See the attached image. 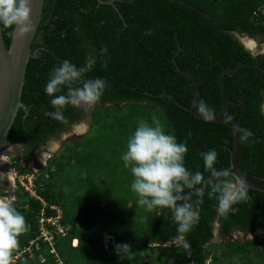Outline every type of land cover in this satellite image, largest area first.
<instances>
[{"label": "trees", "instance_id": "obj_1", "mask_svg": "<svg viewBox=\"0 0 264 264\" xmlns=\"http://www.w3.org/2000/svg\"><path fill=\"white\" fill-rule=\"evenodd\" d=\"M112 1L45 0L31 45L32 51L37 50V56L28 62L22 94L28 110L19 108L9 141L28 146L25 155L28 162L39 146L61 137L87 117L89 110L71 105L63 112L66 122L50 116L55 109L45 86L53 69L64 60L82 67L89 57H95L96 64L83 79L102 78L107 86L91 112L90 129L82 137L65 142L62 155L54 156L37 173L34 186L37 196L18 185L14 206L25 217L29 231L18 237L12 264H86L83 252L89 236L75 230L86 229L95 234L91 226L94 205L91 200L72 198L73 186L68 178L62 179L63 173L71 164L76 169L70 171L80 173L76 177L92 183L90 174L97 166L101 167L102 161L96 158L101 155L107 156V162L111 156L118 157V164L124 166L121 159L126 152L124 138L134 133L141 120L151 124L155 116L166 134L174 135L178 143L186 141L185 167L193 173L200 171L205 180L212 173L205 170L202 152L216 150L217 171L231 165L234 134L230 126L198 118L170 96L160 95L168 92L183 104H191L196 84L177 65L192 73L200 83L196 105L203 100L213 114H222L219 75L242 63L223 76L226 97L230 100L228 108L242 132L252 133L243 138L244 168L264 177V55L253 58L234 38V32L264 35V0ZM9 31L13 29L3 30L8 46ZM102 46L107 48L106 53H101ZM103 61H107V67ZM254 62H260L262 68L254 67ZM66 93L64 87L56 95ZM93 140L97 146L92 148L95 159L86 152ZM103 143L106 146L101 152L98 145ZM22 169L23 172L31 170ZM133 179L130 168L125 167L118 178L119 186L128 187L125 196H129ZM213 180L204 189L199 221L186 235L189 248L171 243L178 227L172 212L169 209H164L163 215H157L156 210L149 212L138 206L136 194L132 211L124 207L125 214L119 212L117 225L108 234L115 237L112 240L116 244L129 243L130 254H121L137 259L138 264H169L170 260L173 264H230L234 259L239 264H264V234L246 240L239 237L243 232L264 229V192L247 190V199L234 204L222 216L216 210L215 197L208 196ZM9 194L0 182V196ZM190 197L192 201L199 199L194 193ZM42 211L47 217L60 214L59 225L63 231L54 226V243L39 239V245L33 244L29 251L26 247L30 240L40 233ZM133 213L142 222H136ZM216 221L219 235L224 238L220 244L214 241ZM65 243L68 250L64 249Z\"/></svg>", "mask_w": 264, "mask_h": 264}, {"label": "clouds", "instance_id": "obj_2", "mask_svg": "<svg viewBox=\"0 0 264 264\" xmlns=\"http://www.w3.org/2000/svg\"><path fill=\"white\" fill-rule=\"evenodd\" d=\"M31 13V0H0V26H2L0 31L13 29L8 32L9 37L13 39L17 36H25L32 29ZM106 52L107 48L102 46L101 53ZM95 64L96 58L89 57L82 67L64 60L59 67L53 69L45 86L46 94L52 97L51 106L55 109L50 113L52 119L66 122L63 112L69 105L88 111L100 102L107 86L106 81L102 78L83 79L85 73L91 71ZM103 66L107 67V61H103ZM64 87L67 88V93L56 95L62 92ZM197 110L206 120L212 119L213 110L205 101L201 100L198 103ZM251 135L250 131L244 130V139ZM187 151L186 141L178 143L174 135L166 134L160 120L153 116L151 124L143 120L139 122L134 133L129 137L126 152L121 157L124 166L130 168L134 177L131 189L138 197V206L144 207L149 212L156 210L157 215H163V210L169 209L173 221L178 226L177 235L171 238V243L185 249L190 247L186 235L198 223L199 205L203 202L204 189L198 186L206 184L205 177L200 171L193 173L185 167L184 158ZM200 155L205 170L214 176L213 182L209 185L211 190L208 196L217 200L218 214L226 215L234 204L247 199L246 180L228 171L218 172L214 167L218 156L215 149L207 150ZM3 157L2 154L0 162ZM22 167L28 166L21 165L14 172V178L17 179L16 174L19 176L32 172L35 173L36 178L37 173L41 171L31 168L23 172ZM191 193L199 199L192 201ZM216 223L219 225L218 221ZM27 231L29 225L14 206V200L0 196V264H12L13 252L19 245L18 237ZM115 248L119 256L121 253L130 254L129 243L116 244Z\"/></svg>", "mask_w": 264, "mask_h": 264}, {"label": "rangeland", "instance_id": "obj_3", "mask_svg": "<svg viewBox=\"0 0 264 264\" xmlns=\"http://www.w3.org/2000/svg\"><path fill=\"white\" fill-rule=\"evenodd\" d=\"M250 39L254 42V51H262L264 49V35H250ZM244 39L246 37H243ZM106 104V103H102ZM96 107V106H95ZM94 107V108H95ZM93 108V109H94ZM89 110L87 117L79 122L78 124H75L72 126V129L63 133L61 137L58 138H52L47 143L46 146L42 147V154L41 161H35V160H29L28 162L25 161V157L22 155V152H20V145L19 144H10L2 153L4 157L1 160V166H0V181L5 182L4 183V189L9 192L10 194L7 197L12 198L14 201L16 200V189H14V172L20 168V166H28L29 168L37 169V171L42 170L43 167H45L49 161L56 156V158H59L61 156L62 148L64 146V143L67 141H70L73 138H79L82 137V135L87 132L91 125V112L92 110ZM79 126L84 127L83 129H78ZM99 131V130H98ZM96 131L93 132V136L96 135ZM129 137L124 138L126 150H127V143H128ZM96 146V140H93L90 143V146L87 147L86 152H89V155L91 158L95 159V150L92 149ZM100 148V151H104L105 149V143L103 145H98ZM97 147V146H96ZM107 154L109 152L107 151ZM96 158H100V161L102 163H99V166H97V170H94L92 174H90V180H92V183L90 181H87L85 179H80V173L75 174L74 172H71L70 170H75L74 166L71 164L67 165L66 170L64 171L63 175L64 177L62 179L68 178L71 181L73 194L72 198L76 199L79 198L84 201H92L94 208L92 209V221L91 226L95 230V234L93 232H90L86 229L81 230H75V232L80 234H86L89 236V239L87 241V246L85 247V250L83 254L84 257V263L86 264H138L137 259H130L128 256H125L121 254L120 256L117 254L116 248H115V241L112 240V238H115L114 236H111L108 234V232H111V228L116 226V218L119 216V212L121 211L123 214H125L124 207L126 211H132V203L134 200L135 193L132 191L131 187L128 191L129 196H125L126 193L125 188H128L127 186L124 187V185L119 186L118 184V178L123 173V170L125 169V166H121L118 164L117 160L118 157H109V161L107 162V156L101 155ZM92 159V160H93ZM94 161V160H93ZM92 163L94 164V161ZM104 162H107L106 164ZM69 171V172H68ZM82 175L84 178L86 177L85 172ZM89 180V179H88ZM25 181V180H23ZM73 181V182H72ZM94 182V184H93ZM66 188L67 185H65ZM25 189L32 194L35 193V189L31 186L25 187ZM125 197V198H123ZM121 213V215H122ZM132 213V212H131ZM134 214V213H133ZM134 220L136 222L140 223L142 222V218L134 214L133 216ZM219 225L216 223L215 227V237L214 241H218V244L220 242L224 241V238L219 235ZM264 230H259L256 233L248 234L246 232H243L241 235H239L240 238H243L244 240L250 238H253L258 235H263ZM67 249L68 246L64 245V249ZM68 250V249H67ZM89 250V251H88ZM46 252V250H44ZM90 253H93V256H89ZM154 255V254H153ZM150 254V256H153ZM254 255V254H252ZM44 256L41 255V258ZM210 260V259H209ZM240 261L238 259H234L230 264H239ZM141 264V263H139ZM169 264H173L170 260Z\"/></svg>", "mask_w": 264, "mask_h": 264}, {"label": "water", "instance_id": "obj_4", "mask_svg": "<svg viewBox=\"0 0 264 264\" xmlns=\"http://www.w3.org/2000/svg\"><path fill=\"white\" fill-rule=\"evenodd\" d=\"M100 2H110L112 0H99ZM45 0H31V19L32 29L25 36H17L15 39L11 38L10 45L8 46L3 31H0V157L4 150L11 144L8 139L12 125L16 119L17 113L20 107L26 108L22 100L23 88L25 84V76L28 62L31 57L37 56V50L32 51V41L38 29L39 23L42 18L43 8ZM2 27V26H0ZM18 31V28H17ZM175 60V57H174ZM236 67L223 70L219 75V81L222 92V114H213L212 119L208 121H215L225 123L233 131L234 134V146L231 148V165L228 168L219 170L223 173L228 171L233 175L240 176L246 180L247 190L256 189L264 192V177L250 173L244 168L242 162L243 156V132L242 127L231 115L228 104L230 100L226 97V90L223 81V76ZM179 71L188 75L196 84L195 96L190 105L183 104L173 94L163 92L160 95H168L176 101L178 105L184 109L190 111L196 117L206 120L197 110V99L200 94V83L196 77L189 71L183 70L177 65ZM1 165V162H0ZM214 178L213 174L208 176L205 180L206 184L203 189ZM193 193L190 194V196Z\"/></svg>", "mask_w": 264, "mask_h": 264}, {"label": "built area", "instance_id": "obj_5", "mask_svg": "<svg viewBox=\"0 0 264 264\" xmlns=\"http://www.w3.org/2000/svg\"><path fill=\"white\" fill-rule=\"evenodd\" d=\"M15 177H17V179L16 178L13 179L14 187H17L18 183H20L21 185H23L27 188H28V186H31L35 189V187H34V185H35V173L32 172L30 174L19 175V176L16 174ZM23 180H25V181H23ZM33 195L37 196L36 191H35V193H33ZM59 218H60V214L55 216V217H53V216L47 217L44 214V211H42V215L39 218L40 233L35 239L30 240V243L26 247V249L30 251L33 249V246H32L33 244L39 245V242H38L39 239H43L44 241H48L51 244H53L54 243V233L56 230L55 228L57 227L59 231H61V232L63 231V228L59 225ZM54 226H56V227L54 228ZM75 244H76V242H75ZM18 256H19V254L14 257L13 262L16 261Z\"/></svg>", "mask_w": 264, "mask_h": 264}, {"label": "flooded vegetation", "instance_id": "obj_6", "mask_svg": "<svg viewBox=\"0 0 264 264\" xmlns=\"http://www.w3.org/2000/svg\"><path fill=\"white\" fill-rule=\"evenodd\" d=\"M244 33H246L247 35L245 36L244 35ZM244 33H242V32H234V38L243 46V48L247 51V52H249L250 54H251V56L253 57V58H257L259 55H264V49L262 50V51H254L253 50V47H254V43L251 45V44H249L248 42H249V40H250V35L251 34H249V33H247V32H244ZM243 37H246L245 39L243 38ZM252 65L255 67V66H259L260 68H262V65H261V63L260 62H254V63H252ZM264 70V69H263ZM255 75H258V74H255ZM262 110H263V112H264V102H263V104H262ZM17 144H19L20 145V152H22V155L25 157V155H26V153H27V151H28V146H26V145H24V144H21V143H17ZM44 146H46V144H43V145H41V146H39L36 150H35V154H34V156H33V158H31L30 160H35L36 162L37 161H41V157H40V152H41V148L42 147H44ZM42 156H43V154H42ZM1 183H5V182H1ZM256 232V231H255ZM255 232H251V233H249V234H253V233H255Z\"/></svg>", "mask_w": 264, "mask_h": 264}, {"label": "bare ground", "instance_id": "obj_7", "mask_svg": "<svg viewBox=\"0 0 264 264\" xmlns=\"http://www.w3.org/2000/svg\"><path fill=\"white\" fill-rule=\"evenodd\" d=\"M248 43L252 45L254 42L250 39ZM83 128H84V127H82V126H79V127H78V129H83ZM40 156H42V150H41V152H40Z\"/></svg>", "mask_w": 264, "mask_h": 264}]
</instances>
